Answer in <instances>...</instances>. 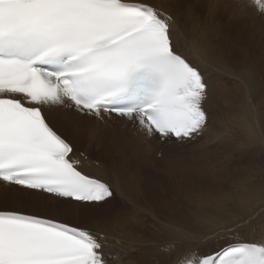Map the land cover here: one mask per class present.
<instances>
[{"label":"snow or ice","instance_id":"obj_1","mask_svg":"<svg viewBox=\"0 0 264 264\" xmlns=\"http://www.w3.org/2000/svg\"><path fill=\"white\" fill-rule=\"evenodd\" d=\"M234 6L264 18V0ZM186 45L171 14L138 0H0V182L54 214L0 208V264H146L131 260L143 242L109 236L82 211L115 197V187L85 170L90 157L44 109L101 123L115 115L162 143L194 140L220 77L206 75ZM217 69L251 89L223 57ZM166 228L177 238L150 264H264V205L207 231L181 221ZM221 237L212 253L199 250Z\"/></svg>","mask_w":264,"mask_h":264},{"label":"bare ground","instance_id":"obj_2","mask_svg":"<svg viewBox=\"0 0 264 264\" xmlns=\"http://www.w3.org/2000/svg\"><path fill=\"white\" fill-rule=\"evenodd\" d=\"M162 1L165 4L164 7L160 4H155V6L158 5L157 7L160 6L171 14L180 32L187 37V45L182 47L181 51L188 56H193L194 51L196 55L193 57V62L199 63L206 75H219L225 79V76L217 69L221 57H223L229 70L250 76L251 89L242 80L246 85L245 90L236 89L231 98L232 101L242 100V92L245 91L248 94L263 93L264 18L260 17L253 9L235 7V0ZM138 2L148 3L143 0H138ZM210 5L217 7L210 10ZM216 11L228 13L229 16H210ZM201 58L207 63L201 62ZM226 84V81L220 83L216 93L206 102L216 112L218 109L224 108V105L219 104V98L221 92H225V94L228 92ZM240 86H243L241 82ZM252 97L250 96L248 99L252 100ZM45 113L49 116L50 124L55 130L63 135L66 134L77 149L81 148L78 145L83 142V139L88 143L85 149L89 150V153L86 152V154L90 160L86 164L85 170L113 183L118 195L117 201H123L122 206H115V202L112 201L113 206L110 204L86 205L82 206V211L87 213L93 223H99L100 226L105 227L109 236L143 242L142 249L131 253L132 261L140 260L150 264V257H159L168 242L177 238L175 233L166 228L168 224L181 221L190 229L207 231L227 219L236 215L244 216L264 205V179L260 182L257 180L259 177L252 174L253 172L240 170L242 169L239 167L240 161L230 157L232 155L256 159L264 157V139L260 135L264 128V121L261 126L256 118L245 119V132L242 141V136L238 132L240 129L237 131L231 125L230 128H233L229 131V126L225 124L226 113L222 112L220 114L221 121L215 124L216 133H214L217 137L214 138L213 135L210 139H208L209 136L207 137L208 142L215 139L217 142L213 140L214 143L225 148V151L220 155L211 154L212 160H217L219 157L220 171H210L212 177L210 182L188 183L193 186L181 188L177 186L178 183L175 180L167 179L166 175L157 167L151 171L153 169L147 166L150 164L147 161L148 155L142 151V144L147 143L146 138L136 127V130L128 129L127 126H131V123L123 119L112 118L121 120L123 127L108 130L109 128L105 126L106 123L101 125L100 122L92 118L69 113L64 109L49 110L46 108ZM227 119L229 118L227 117ZM259 126L262 127L261 130H259ZM219 127L222 128L221 131L225 136L219 135ZM102 130L113 132L114 137L104 139V136L100 134ZM235 145L239 149H234ZM91 150L92 152H90ZM93 153L99 159L93 156ZM230 167H234L233 170H230ZM247 167L250 170L253 166L248 165ZM157 171H160L159 174H156ZM241 171L243 172L242 176ZM236 175L238 176L236 177ZM3 188L10 189L6 191ZM0 198L19 204L18 206H14V204L0 206V208L54 215L42 208L35 207L32 199L24 190L14 186L5 187L2 182H0ZM68 217L85 219L84 216ZM60 219L63 220L62 217ZM106 221H111V223L105 224ZM125 225L127 226L125 227ZM222 239L223 241H219ZM225 239L228 238L221 237L212 240L202 245L199 250L202 253L210 254L214 251H210L211 247L220 246Z\"/></svg>","mask_w":264,"mask_h":264},{"label":"rangeland","instance_id":"obj_3","mask_svg":"<svg viewBox=\"0 0 264 264\" xmlns=\"http://www.w3.org/2000/svg\"><path fill=\"white\" fill-rule=\"evenodd\" d=\"M143 1H146L150 4L154 3L153 5L160 4L163 7L165 5L162 0H143ZM213 15H216V16L225 15L227 17L229 16L228 13L225 14V13H221L218 11L210 14V16H213ZM225 79L220 77V83H223L224 81H226L227 83L226 90H228V92L226 91L227 92L226 94L225 92H221L220 98H219V104L224 105V108L221 110L218 109L216 112L213 109V107L210 108L209 103L208 104L205 103V109L208 112V123L206 127L207 129L205 128L206 132L204 134L198 136L194 140L181 142V143L175 142L174 140L168 143H162L155 139L149 140V141L148 139H146L147 143L142 144V151L145 152L146 155H148L147 161L151 165L149 164L147 166H150L151 169H153L151 171H154L157 167L159 170H161L166 175L167 179H169L170 181L175 180L176 183H178L177 186L181 188H184L186 186H188L189 188L193 186V185L191 186L188 183L194 184L195 182H199V181L210 182L212 180L210 171L211 170L220 171V167H221V161L219 157L217 160H212L211 154L220 155L222 154L223 151H225V148L220 147L217 143H214L213 140L215 139H213L211 142H208L209 140H207L208 136H209L208 139H210L212 135L214 136V138L217 137L215 134L216 133L215 124L218 123V121H221L220 114L222 112L226 113L225 120L227 121L225 122V124L229 126V131H231L233 128V127L230 128L231 125L234 126L237 129V131L238 129H240V131L238 132L242 136V141H243V136L245 132V119L248 120V119L256 118V121L258 122V124L262 126V122L264 121V91L262 94L260 92H257L255 94H248L246 93V91L242 92L243 99L235 102V101H232L231 98L232 96H234L236 89L237 90L240 89V91H244L246 85L242 82V80H236V79L233 80V79H228L227 77H225ZM240 82L243 86H240ZM250 96H253L252 100L248 99ZM227 117L229 119H227ZM105 123L107 124L105 126L109 128L108 130L113 129L115 127H118V128L123 127V123L121 122V120H117V119L116 120L111 119L109 121H106ZM105 123H101V125H104ZM261 126H259V130H261L262 128ZM127 128L128 129L130 128V130L135 129V127L132 124L129 127L127 126ZM219 128H220L219 135H224V133H222L221 131L222 128L221 127ZM71 132H72V129H71ZM226 133H227V129H226ZM100 134L104 136V139L114 137V133L111 131L102 130ZM260 135L264 139V128H262ZM215 142L217 141L215 140ZM209 143H211L210 144L211 146L208 145ZM78 146L79 148L81 147L80 149H78L79 151H84L85 153L86 152L89 153V150L85 149V147L88 146V143L84 139H83V142ZM140 149H141V146H140ZM234 149L237 150L239 148L237 145H235ZM90 152H92V150ZM93 154H94L93 156L98 157L95 153ZM230 157L240 161L239 167L242 168L240 170L242 171L244 170L246 172L251 171L249 173L253 172L252 174H256V176L259 177L257 180L260 182L264 179V157L257 158V159L254 157H238L237 155H232ZM206 163L207 164L210 163V164L207 165ZM248 165H252L253 167L250 170H248V167H247ZM152 166L154 167L152 168ZM233 168L230 167V170H233ZM242 171H241V176L243 175ZM157 172L158 173L156 174H159L160 171H157ZM237 176L238 175H236V177ZM3 189L7 191L10 188L8 189L3 188ZM1 199L2 198H0V201H1L0 206H5V205L12 206L13 204L14 206L19 205L16 203L9 202L7 199H4V200L3 199L1 200ZM117 199H118V195L115 198H112L109 200L111 203L107 201L106 203L99 204V205L110 204L111 206H113V203H112L113 201L115 202L114 203L115 206H122L123 201L121 200L117 201ZM62 219L65 221H71L74 223L84 221L82 219L79 220L78 218L75 219L73 217H68V216L62 217ZM219 241H223V239ZM217 248L218 246L211 247L210 251H213Z\"/></svg>","mask_w":264,"mask_h":264}]
</instances>
